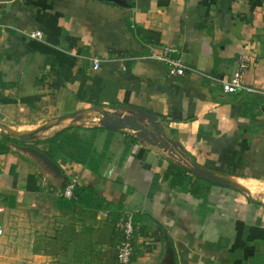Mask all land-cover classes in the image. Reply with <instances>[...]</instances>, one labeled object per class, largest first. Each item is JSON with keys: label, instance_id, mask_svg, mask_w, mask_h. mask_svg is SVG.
I'll return each mask as SVG.
<instances>
[{"label": "crops", "instance_id": "1", "mask_svg": "<svg viewBox=\"0 0 264 264\" xmlns=\"http://www.w3.org/2000/svg\"><path fill=\"white\" fill-rule=\"evenodd\" d=\"M120 1L0 0V128L29 133L0 130V264L65 261L68 223L111 244L125 215L130 264H264V94L219 83L243 56L264 92V0ZM165 46L183 76L148 57ZM84 149L96 171L70 158ZM73 179L111 210L66 204Z\"/></svg>", "mask_w": 264, "mask_h": 264}, {"label": "built area", "instance_id": "2", "mask_svg": "<svg viewBox=\"0 0 264 264\" xmlns=\"http://www.w3.org/2000/svg\"><path fill=\"white\" fill-rule=\"evenodd\" d=\"M31 39H40L41 33L35 31L27 35ZM175 50L171 47L165 46L160 48H152L149 51L148 57L156 62H159L166 66L169 75L171 76H183L188 68L182 63L181 59L174 58L172 55ZM93 69L99 68L100 61L97 59L92 60ZM249 67V60L243 56H240L236 61V69L233 75L228 80L220 81V87L225 94H236L237 92L243 93H259L245 84V72ZM76 180H71L64 188L61 196L65 199L73 198V191L76 188ZM116 228L121 232V241L117 245L115 263L116 264H130L134 253V223L131 215H125L116 224ZM4 231L0 226V237H2Z\"/></svg>", "mask_w": 264, "mask_h": 264}, {"label": "rangeland", "instance_id": "3", "mask_svg": "<svg viewBox=\"0 0 264 264\" xmlns=\"http://www.w3.org/2000/svg\"><path fill=\"white\" fill-rule=\"evenodd\" d=\"M44 136L48 137V135H44ZM68 224L72 227V229L70 230V232L69 231L67 232V236H68L67 238L68 239L70 238L72 241H78L75 242L76 243L75 245L78 246L75 247V245H73L74 243L71 242L72 245L67 248V257L65 261L61 262L58 258L55 259L52 258L50 263H44L40 261L39 264H116L115 263L116 248L121 241V232H118L119 230L117 228L116 229L119 235L118 234L115 235L114 237L115 240L112 241L111 244L104 239L106 236V229L103 228L99 230V237L97 239L98 247L95 246L90 247V239H89L90 237L84 236V238L79 237L74 239L73 238V235H75L74 226L76 224L74 223H68ZM86 224L87 223H83L81 225L86 226ZM14 233L15 232L12 231L11 229H9L7 232V235L10 238H13V241H14V237L16 236ZM44 234L36 235V242L39 243L35 248L36 252L39 251L40 253H42L47 251L53 253V251H58L57 247L55 248V250H53L54 247L50 245H43L42 243H40L41 242L40 240L42 237H44ZM21 235L22 237L20 239V248L22 247L21 245L23 244L26 245L27 239L30 238V229H28L27 231L26 228H24ZM79 243H81V246L79 245ZM25 249L26 247L24 246L23 250ZM27 261H30V258H28ZM19 264H23V263H19Z\"/></svg>", "mask_w": 264, "mask_h": 264}, {"label": "trees", "instance_id": "4", "mask_svg": "<svg viewBox=\"0 0 264 264\" xmlns=\"http://www.w3.org/2000/svg\"><path fill=\"white\" fill-rule=\"evenodd\" d=\"M58 136H59V134L58 135L56 134L55 136H53L50 139V144L51 145H55L56 144V140L58 139ZM105 143H106V145L104 147V150L107 149L109 141L107 140ZM83 152H85L87 154L90 153L91 156H88V158L82 156L83 157L82 160L80 158L75 157V156H70V158L72 160H74V161H78V162L83 163L84 166H86L87 169H90L92 171H96L97 170V164H95L93 167H91L92 158H90V157H92L93 154L90 152V150H87V149H84ZM82 154H84V153H82ZM46 155L48 156V158H50V159L52 158L51 152H49V150L46 153ZM98 159H100V158H98ZM76 201L80 205H81V203H84L85 206H89V207H91L89 205V203L93 202L94 205H92V207L94 206L95 207L94 209H98V208L100 209L102 207L104 209L111 210V206L108 203H105V201L102 198H99V197L95 196L92 193V191H90V189L85 188V187H76L74 189V191H73V198L67 200L66 204H68V205L74 204ZM111 217H112V221L114 223H116L117 220H118V215L112 214Z\"/></svg>", "mask_w": 264, "mask_h": 264}, {"label": "water", "instance_id": "5", "mask_svg": "<svg viewBox=\"0 0 264 264\" xmlns=\"http://www.w3.org/2000/svg\"><path fill=\"white\" fill-rule=\"evenodd\" d=\"M3 1H10V0H3ZM110 2H113L117 4L118 6L122 5V2L120 0H108ZM33 154H35L40 160L46 164L52 171H54L56 174L60 175V169L58 166L50 159L48 156L40 151H36L34 149H30Z\"/></svg>", "mask_w": 264, "mask_h": 264}, {"label": "bare ground", "instance_id": "6", "mask_svg": "<svg viewBox=\"0 0 264 264\" xmlns=\"http://www.w3.org/2000/svg\"><path fill=\"white\" fill-rule=\"evenodd\" d=\"M62 122H65V123H67V120H63ZM0 130H2V131H5V132H7V131H9V129H2V128H0ZM9 132H13V133H17V134H21V136H27V134H29L26 130H25V128L23 129V128H12V130L11 131H9Z\"/></svg>", "mask_w": 264, "mask_h": 264}]
</instances>
